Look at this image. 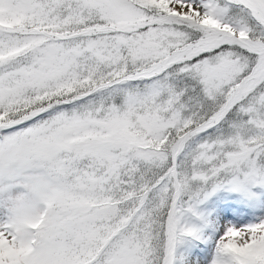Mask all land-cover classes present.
<instances>
[{
  "label": "snow or ice",
  "instance_id": "1",
  "mask_svg": "<svg viewBox=\"0 0 264 264\" xmlns=\"http://www.w3.org/2000/svg\"><path fill=\"white\" fill-rule=\"evenodd\" d=\"M0 264H264V0H0Z\"/></svg>",
  "mask_w": 264,
  "mask_h": 264
}]
</instances>
